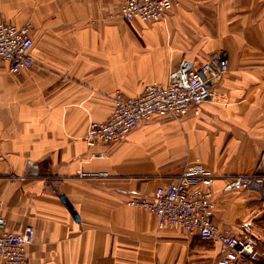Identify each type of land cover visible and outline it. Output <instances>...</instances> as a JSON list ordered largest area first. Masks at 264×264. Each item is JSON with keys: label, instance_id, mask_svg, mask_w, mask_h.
I'll list each match as a JSON object with an SVG mask.
<instances>
[{"label": "crops", "instance_id": "1", "mask_svg": "<svg viewBox=\"0 0 264 264\" xmlns=\"http://www.w3.org/2000/svg\"><path fill=\"white\" fill-rule=\"evenodd\" d=\"M124 2L0 0V22L29 23L34 43L32 69L15 75L0 62L7 230L35 229L30 264H212L217 246L180 226L159 229L153 213L129 205L201 167L214 177L215 224L257 237L260 258L264 190L224 185L264 174V0H179L157 22L123 20ZM219 53L228 72L199 115L155 118L118 143L86 145L117 94L138 97L148 84H169L183 59Z\"/></svg>", "mask_w": 264, "mask_h": 264}, {"label": "built area", "instance_id": "2", "mask_svg": "<svg viewBox=\"0 0 264 264\" xmlns=\"http://www.w3.org/2000/svg\"><path fill=\"white\" fill-rule=\"evenodd\" d=\"M179 0H125L121 16L127 22H157L163 19ZM29 23L16 26L0 22V62L19 75L33 67V38ZM228 72L225 53L211 61L195 63L183 59L171 75L170 83L148 84L142 94L124 98L117 94L113 111L103 122H92L84 138L86 145L96 147L120 142L143 122L155 118L182 119L191 111L199 115L207 101L216 97L215 89ZM264 168V153L261 157ZM35 177V167L28 170ZM82 176L88 175L83 173ZM214 177L205 169L195 167L183 172L170 184L159 187L151 199H132L129 205L154 214L159 229L182 227L190 234L217 246L218 257L212 264H262L256 258L259 241L249 233L242 237L230 230H221L213 220L215 210ZM264 190V174H240L227 179L226 192ZM35 229L27 227L21 233L7 230L0 212V264H30L27 249L35 242Z\"/></svg>", "mask_w": 264, "mask_h": 264}, {"label": "trees", "instance_id": "3", "mask_svg": "<svg viewBox=\"0 0 264 264\" xmlns=\"http://www.w3.org/2000/svg\"><path fill=\"white\" fill-rule=\"evenodd\" d=\"M255 257H256V258H258V256H257V255H256Z\"/></svg>", "mask_w": 264, "mask_h": 264}, {"label": "rangeland", "instance_id": "4", "mask_svg": "<svg viewBox=\"0 0 264 264\" xmlns=\"http://www.w3.org/2000/svg\"><path fill=\"white\" fill-rule=\"evenodd\" d=\"M176 120H181V119H176Z\"/></svg>", "mask_w": 264, "mask_h": 264}]
</instances>
